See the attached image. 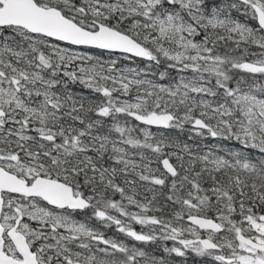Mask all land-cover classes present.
<instances>
[{
    "label": "snow or ice",
    "instance_id": "6c2138e0",
    "mask_svg": "<svg viewBox=\"0 0 264 264\" xmlns=\"http://www.w3.org/2000/svg\"><path fill=\"white\" fill-rule=\"evenodd\" d=\"M0 264H264V0H0Z\"/></svg>",
    "mask_w": 264,
    "mask_h": 264
}]
</instances>
